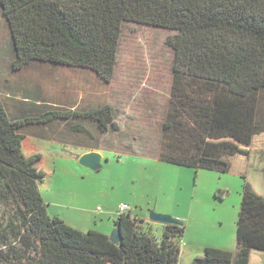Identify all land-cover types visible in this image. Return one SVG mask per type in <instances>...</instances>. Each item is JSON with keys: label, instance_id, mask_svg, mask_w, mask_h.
I'll list each match as a JSON object with an SVG mask.
<instances>
[{"label": "trees", "instance_id": "obj_1", "mask_svg": "<svg viewBox=\"0 0 264 264\" xmlns=\"http://www.w3.org/2000/svg\"><path fill=\"white\" fill-rule=\"evenodd\" d=\"M0 14L13 72L41 64L105 83L125 25L170 32L173 86L158 159L244 180L236 252L207 248L192 264H250L264 252V196L247 180L253 152L264 151V0H0ZM56 122L81 134L83 122L101 134L116 128L109 105L67 111L35 100L11 111L0 100V264H179L183 225H164L158 241L123 213L115 244L49 215L42 156H27L24 141Z\"/></svg>", "mask_w": 264, "mask_h": 264}, {"label": "rangeland", "instance_id": "obj_2", "mask_svg": "<svg viewBox=\"0 0 264 264\" xmlns=\"http://www.w3.org/2000/svg\"><path fill=\"white\" fill-rule=\"evenodd\" d=\"M170 35L125 25L110 83L92 72L41 64L13 72L10 33L0 14V100L11 111L35 100L67 111L113 108L116 128L106 134L90 122L82 123V134L65 122L27 134L25 152L39 150L43 158L46 177L40 189L51 217L80 232L111 237L117 213L109 212L127 205L132 219L154 213L179 221L185 226V246L234 253L244 180L158 159L173 86ZM95 148L103 154L98 167L81 165L78 156ZM247 180L264 196V151L253 152ZM154 236L161 238V231L155 228ZM251 264H264V252L254 251Z\"/></svg>", "mask_w": 264, "mask_h": 264}, {"label": "crops", "instance_id": "obj_3", "mask_svg": "<svg viewBox=\"0 0 264 264\" xmlns=\"http://www.w3.org/2000/svg\"><path fill=\"white\" fill-rule=\"evenodd\" d=\"M31 136H27L25 141H24V151H26V141L27 139H29ZM36 144V143H35ZM38 151L35 153H26L27 156H31V155H35V154H38ZM90 152H98L101 154V156L103 157V154L101 153L100 150H97V149H91V150H84L79 156H78V159H80L83 155L87 154V153H90ZM42 165H43V158L41 159L40 163H39V168L44 171L42 169ZM253 187V186H252ZM114 213H117L116 215V218L121 214V212L118 210V211H113V212H109L110 215H115ZM126 214V213H124ZM131 214V213H130ZM132 217V215H131ZM133 218V217H132ZM137 218L138 220H142L144 221V228L147 229V231L155 238L154 236V230L155 228H157V230L161 231V233H163V226L162 224H158V223H154L150 220V218H147V219H142V218H138V217H135ZM157 226V227H156ZM160 226V227H158ZM161 238L157 239L155 238L156 240L160 241L162 239V236H160ZM185 239H186V236H185ZM179 247H180V250H181V257H180V262L179 264H192L193 261L198 258V257H201L203 254H204V251L207 249V248H211V246H201L199 248L197 247H193V246H185V244L182 242V240L178 243ZM254 253V252H253ZM253 253L251 254V258H252V255ZM251 258H250V264H251Z\"/></svg>", "mask_w": 264, "mask_h": 264}, {"label": "water", "instance_id": "obj_4", "mask_svg": "<svg viewBox=\"0 0 264 264\" xmlns=\"http://www.w3.org/2000/svg\"><path fill=\"white\" fill-rule=\"evenodd\" d=\"M102 156L98 152H90L83 155L80 158V164L84 166H88L90 168L96 169L100 163ZM150 220L154 223L162 224V225H176L180 226L181 223L175 219H172L167 216L151 214ZM111 241L115 244H118L121 241V234L118 230L114 232V234L110 237Z\"/></svg>", "mask_w": 264, "mask_h": 264}, {"label": "built area", "instance_id": "obj_5", "mask_svg": "<svg viewBox=\"0 0 264 264\" xmlns=\"http://www.w3.org/2000/svg\"><path fill=\"white\" fill-rule=\"evenodd\" d=\"M127 210H130V208L127 205H123L120 208L121 214L125 213Z\"/></svg>", "mask_w": 264, "mask_h": 264}]
</instances>
